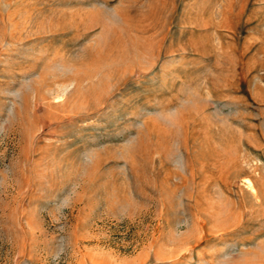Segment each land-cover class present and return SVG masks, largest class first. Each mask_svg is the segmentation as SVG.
<instances>
[{
	"label": "rangeland",
	"instance_id": "374dc122",
	"mask_svg": "<svg viewBox=\"0 0 264 264\" xmlns=\"http://www.w3.org/2000/svg\"><path fill=\"white\" fill-rule=\"evenodd\" d=\"M0 264H264V0H0Z\"/></svg>",
	"mask_w": 264,
	"mask_h": 264
}]
</instances>
